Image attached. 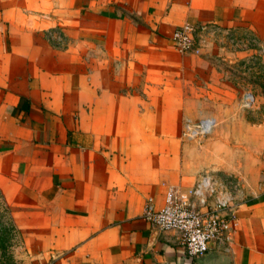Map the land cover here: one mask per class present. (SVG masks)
<instances>
[{
  "label": "crops",
  "instance_id": "obj_1",
  "mask_svg": "<svg viewBox=\"0 0 264 264\" xmlns=\"http://www.w3.org/2000/svg\"><path fill=\"white\" fill-rule=\"evenodd\" d=\"M184 24L249 30L264 46V0H0V190L27 254L264 264V119L249 118L209 47L175 48ZM202 117L214 132L184 138ZM211 170L241 183L237 226L192 257L144 208Z\"/></svg>",
  "mask_w": 264,
  "mask_h": 264
},
{
  "label": "built area",
  "instance_id": "obj_2",
  "mask_svg": "<svg viewBox=\"0 0 264 264\" xmlns=\"http://www.w3.org/2000/svg\"><path fill=\"white\" fill-rule=\"evenodd\" d=\"M218 30L215 24L199 27L184 24L174 30L171 39L178 51L190 53L198 51L203 40ZM252 102V94L247 93L246 105ZM215 125L213 117L186 120L182 136L186 139H200L207 136ZM242 193L238 178L202 173L192 186H169L161 207H154L148 199L144 218L159 230L179 232L187 255L201 256L208 251L212 241L230 239L237 226L234 215L236 201Z\"/></svg>",
  "mask_w": 264,
  "mask_h": 264
},
{
  "label": "rangeland",
  "instance_id": "obj_3",
  "mask_svg": "<svg viewBox=\"0 0 264 264\" xmlns=\"http://www.w3.org/2000/svg\"><path fill=\"white\" fill-rule=\"evenodd\" d=\"M52 35L56 41L62 40L60 39L59 30L55 29L52 31ZM206 46L210 48L209 54L217 61L218 68L223 73L224 79L233 84L239 101L242 100L244 94H252V104L246 105V108L244 107L249 110V113H247L249 118L254 121L264 119V46L259 43L258 39L249 30L245 29L215 31L203 40L198 51L191 53L200 54ZM225 127L228 132V126ZM214 129L215 127L206 137L191 140L200 143L204 138H208L214 132ZM219 172L211 170L207 173L218 177L227 176L231 178L226 172ZM22 242L21 233H11L8 243H11L9 251L13 253L14 264H49L46 259L42 260L40 257H33L27 254Z\"/></svg>",
  "mask_w": 264,
  "mask_h": 264
},
{
  "label": "trees",
  "instance_id": "obj_4",
  "mask_svg": "<svg viewBox=\"0 0 264 264\" xmlns=\"http://www.w3.org/2000/svg\"><path fill=\"white\" fill-rule=\"evenodd\" d=\"M20 233L16 226L11 209L8 206L5 198L0 190V264H14V256L11 248V243H8L11 238V233Z\"/></svg>",
  "mask_w": 264,
  "mask_h": 264
}]
</instances>
